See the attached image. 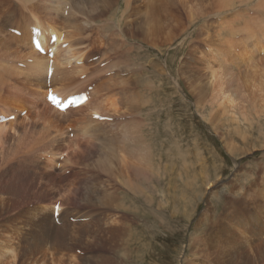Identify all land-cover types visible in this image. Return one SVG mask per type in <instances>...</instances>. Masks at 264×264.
Segmentation results:
<instances>
[{"label":"rangeland","instance_id":"obj_1","mask_svg":"<svg viewBox=\"0 0 264 264\" xmlns=\"http://www.w3.org/2000/svg\"><path fill=\"white\" fill-rule=\"evenodd\" d=\"M65 1L64 10L58 14L61 41L55 52L51 50L50 58L39 51H47L51 41L44 48L35 49L27 36L29 29L34 33L31 9L36 0H0V38H10L9 42L23 46L18 53L0 42V87L6 88L9 99L17 95L7 108L0 106V115L9 117L15 112V118L0 122L7 124L0 144V174L7 170L8 175L4 182L0 176V264H9L12 258L10 253L2 255L10 238L8 233L21 238L11 239V248H24L30 242L49 239L51 234L54 237L52 229L55 234H62V228H67L65 236H61L67 237L66 241L55 239L52 245L54 257L63 259L65 264H238L232 259L238 247L246 255L247 264H264V254L258 252L255 256L254 249L247 248L261 241L253 229L264 228V146L259 144L260 140L264 143V34H260L264 31V5L250 0L225 13L213 10L207 4L210 0H188L187 7L184 5L177 14L180 28L175 24L176 15L164 14L172 18L171 32L154 27L157 19L152 21L150 13L145 12L149 0H130V5L124 3L126 7L123 4L119 9L109 0L104 1L105 5L100 0ZM45 4L58 5L54 1ZM98 5H103L102 12L96 8ZM41 7L35 16L52 18L51 13L45 14L47 7ZM190 10L200 16L190 19ZM67 30L72 33L67 34ZM216 30L222 40L205 37ZM42 36L51 39L49 31ZM24 42L44 58L45 65L37 67V60L26 56ZM81 53L83 60L79 62ZM68 54L77 55L68 62ZM238 56L244 62L236 71L242 82L250 77L246 79L248 88L244 89L252 102L245 113L234 114L228 108L229 112L222 109L218 84L212 85L202 69L205 65L221 66L225 60L234 61ZM195 74L200 75L198 81L190 78ZM55 88V93L63 98L85 91L90 96L88 102L60 111L47 99L48 91ZM25 102L23 108L21 103ZM112 102L117 108L111 106ZM95 114L109 120L95 119ZM50 118L58 120L52 129L62 127V136L59 131H50L42 140V125ZM81 120H88L86 134L79 130ZM109 146L115 148L117 155V147L124 154L126 149H139L147 163L141 164L140 171H127L128 160L109 155ZM51 158L53 166L47 168ZM18 169L24 172L19 173ZM46 171L52 172L51 178ZM17 173L20 177H16ZM10 181L21 190L20 196L7 192L5 183ZM3 199L8 202L4 204ZM58 203L59 223L53 216ZM236 206L240 207L234 209ZM239 209L247 212L237 216ZM242 223L246 227L241 228ZM38 252L21 255L23 264H37L41 256Z\"/></svg>","mask_w":264,"mask_h":264},{"label":"bare ground","instance_id":"obj_2","mask_svg":"<svg viewBox=\"0 0 264 264\" xmlns=\"http://www.w3.org/2000/svg\"><path fill=\"white\" fill-rule=\"evenodd\" d=\"M25 1H27V2H31L32 0H25ZM47 1H50V2H52V1H54L55 2V4H58V5H56V6H51V5H46L45 4V2H47ZM74 1V0H73ZM81 3H82V1L83 0H79ZM104 1H107V0H100V2L101 3H103V5H105V2ZM109 1H111L114 5H117V7H118V9L119 8H122V5L125 3H127V4H129L130 3V0H109ZM123 1V2H122ZM126 1V2H125ZM202 1H205V0H202ZM248 1H250V0H210V2L209 3H207V4H209V6L213 9V10H219V11H222V12H225L226 13V11L229 9V8H231V9H233V8H235V7H238V3L239 4H241L242 2H248ZM258 1H260L261 2V4L262 5H264V3H263V1L264 0H258ZM76 2V1H75ZM147 2H148V0H147ZM178 2H180V4L182 5H180V4H178ZM1 3V2H0ZM26 3V2H25ZM67 2L65 1V0H36V3H35V5L32 7V9H31V15L33 16V19H34V30L35 29H38V30H40V35H41V37L39 38V40H40V42H41V45H42V47L44 48L45 47V44L47 43V41H49L50 42V40L46 37H44V36H42V34H44V32H45V35H46V33L49 31L50 32V37L52 36V35H55L56 36V43H53L52 45H49V48L53 51V52H55L56 50H57V45L60 43V41H61V33H60V31H59V29H58V24L60 23V19H61V17L58 15L59 14V12H60V10L62 9V10H64V5L66 4ZM187 3H188V0H149V3L146 5L145 3V5H146V7H145V12L146 13H150V15L153 17V18H151V20L153 21L154 19V21H156V19H157V21H156V25L154 26V27H158V28H161L162 30L163 29H166V28H168L169 29V31H171V32H173V25H172V18L170 17V16H167V17H165V13H168V14H170V13H172L173 15H176V16H173L174 18H175V20H176V22H175V24L180 28L181 27V21L178 19L179 17H177L178 15L177 14H179L182 10H183V8H184V5H186V7H187ZM204 3V2H203ZM7 4V3H6ZM48 4H49V2H48ZM54 4V5H55ZM92 4H93V2H92ZM124 4V5H125ZM132 4V3H131ZM1 5H2V3H1ZM33 5V4H32ZM75 5V4H74ZM96 5V4H95ZM103 5H98L96 8L97 9H99L100 11L99 12H102L103 10H102V6ZM130 5V4H129ZM243 5L244 4H242V8H243ZM251 5H253L252 3H251ZM9 6V5H8ZM40 6H42L41 7V9H43V8H46L45 9V11L47 12H45V14H46V16H47V14L48 13H51V16H52V18H50L49 16H47L48 17V19H43V17H38V15H37V17L35 16L36 15V11L37 10H39L40 9ZM66 6V5H65ZM77 6V5H76ZM90 6V5H89ZM137 6V5H136ZM135 6V7H136ZM143 6V5H142ZM204 6V5H203ZM258 6V5H257ZM5 7H6V5H5ZM10 7H12V6H10ZM73 7H75V6H73ZM79 7V6H78ZM125 7H126V5H125ZM124 7V8H125ZM245 7V6H244ZM14 8V7H13ZM54 8V9H53ZM76 8V7H75ZM129 8H130V6H129ZM240 8V7H239ZM253 8V7H252ZM256 8V7H255ZM264 8V7H263ZM8 9V8H7ZM2 10H3V8H2ZM19 11H20V9H18ZM52 10H55V11H52ZM91 10V9H90ZM105 10V9H104ZM129 10V9H128ZM128 10H126V12L128 11ZM131 10V9H130ZM132 10H135V9H132ZM241 10V9H240ZM255 10V9H254ZM257 10V9H256ZM259 10H261V9H259ZM22 11V10H21ZM92 11V10H91ZM121 11V10H120ZM124 11H125V9H124ZM124 11H123V13H124ZM137 11V10H136ZM4 12V11H3ZM10 12V11H9ZM125 12V13H126ZM144 12V11H143ZM1 13H2V11H1ZM0 13V14H1ZM8 13V12H7ZM7 13L5 14V15H7ZM19 13V12H18ZM44 14V13H43ZM127 14V13H126ZM2 15V14H1ZM60 15H61V13H60ZM101 15V14H100ZM123 15V14H122ZM164 15V16H163ZM191 18L190 19H193V18H196V17H198V16H200V15H198L197 13H195V12H193V11H191L190 10V12H189V14H188ZM31 16V17H32ZM88 16V15H87ZM8 17V16H7ZM9 17H10V15H9ZM28 17V16H27ZM90 17V16H89ZM97 17V16H96ZM30 18V17H29ZM124 18V17H123ZM259 18H262V17H260L259 16ZM2 19V18H1ZM12 19V18H11ZM17 19H19L18 17H17ZM44 20V21H43ZM88 20V19H87ZM261 20V19H260ZM121 21V20H120ZM191 21V20H190ZM64 22V21H63ZM125 22V21H124ZM66 23V22H65ZM1 24V23H0ZM191 24H193V23H191ZM2 25V24H1ZM33 25V24H32ZM67 28H68V26H67ZM71 30H73V29H71ZM217 31V30H216ZM4 32V31H3ZM33 31L32 30H30L29 29V34H27V36L29 37V40H32L33 39V36H34V33H32ZM90 32V31H89ZM219 31H217V32H212V33H209L207 36H205L206 38H212L213 39V37H219L220 39L222 38V37H220V35H219V33H218ZM32 33V34H31ZM72 32L70 31V30H67V34H71ZM86 33V32H85ZM199 33V32H198ZM201 33V32H200ZM241 33V32H240ZM248 33V32H247ZM9 34V33H8ZM260 34L261 35H263L264 34V31H262V32H260ZM1 35H2V32H1ZM11 35V34H10ZM90 35V34H89ZM214 35V36H213ZM258 35H259V33H258ZM3 36H5L4 34H3ZM7 36V35H6ZM5 36V37H6ZM77 36H78V34H77ZM233 36V35H232ZM248 36V35H247ZM9 37V36H8ZM27 37V38H28ZM75 37V36H74ZM89 37V36H88ZM7 38V37H6ZM205 38V39H206ZM47 39V40H46ZM257 39V38H256ZM255 39V40H256ZM264 39V38H263ZM9 40H10V38L8 39H4V37H1L0 38V42H4L5 44H6V47H8V49L10 48V49H15L14 51H16V52H18V53H20L21 52V48L23 47L20 43H11V42H9ZM14 40V39H13ZM67 40V39H66ZM210 40V39H209ZM222 40V39H221ZM251 41H252V39H250ZM250 40H249V42H250ZM248 41V40H247ZM256 43L258 42V41H255ZM81 43V42H80ZM242 43V42H241ZM247 43V42H246ZM13 44H15V45H13ZM55 44V45H54ZM243 44V43H242ZM245 44V43H244ZM250 44V43H249ZM2 45V44H1ZM221 45V44H220ZM51 46V47H50ZM75 46V45H74ZM92 46V45H91ZM26 47H29V48H26ZM48 47V46H47ZM4 48V47H3ZM2 48V49H3ZM49 48H47V50H49ZM85 48V47H84ZM89 48V47H88ZM216 48V47H215ZM6 49V48H5ZM7 49V50H8ZM29 49V50H28ZM90 49V48H89ZM234 49H236V47L234 48ZM262 49V48H261ZM87 50V49H86ZM232 50H233V48H232ZM190 51H191V49H190ZM15 52V53H16ZM24 52H26V56L28 55V57H33V58H35L36 60H37V63H36V65H37V67H40V66H43V65H45V63H42L43 61H45L44 60V58H42V57H40V54L38 53V52H36V50H33L31 47H30V45H29V43L28 42H24ZM48 52V51H47ZM221 52V51H220ZM79 53V52H78ZM235 53V52H234ZM48 54V53H47ZM84 54H86V52L84 53ZM202 54V53H201ZM215 54V53H214ZM228 54V53H227ZM236 54V53H235ZM19 55V54H18ZM75 55H77V54H68L66 57H65V59H66V61H68V62H70V59H73L74 58V56ZM212 55V54H211ZM238 55V54H237ZM9 56V55H8ZM16 56V55H15ZM82 53L81 54H79L78 55V60H79V62H80V60L82 59ZM85 56V55H84ZM215 56V55H214ZM14 57V56H13ZM23 57V56H22ZM21 57V58H22ZM46 57V56H45ZM218 57V56H217ZM12 58V57H11ZM24 58H25V56H24ZM201 58V57H200ZM203 58V57H202ZM246 58V57H245ZM63 59V58H62ZM211 59V58H210ZM228 59V58H227ZM83 60V59H82ZM203 60V59H202ZM209 61V60H208ZM65 62V61H64ZM83 62V61H82ZM196 62V61H195ZM205 62V61H204ZM211 62V61H210ZM209 62V63H210ZM215 62H216V59H215ZM240 62H244V60H243V58L241 57V56H238L237 57V59L235 58V60L234 61H229V59L226 61H224L223 62V65H222V63H221V66H218V65H214L213 64V66H207V65H205V67L202 69V67H200L202 70H206V72H205V74H206V77L210 80V83L212 84V85H217L218 84V88H219V91L221 92V93H219L220 94V98L221 99H223V102L220 104V105H222L223 106V108L222 109H224L225 110V112H229V110L231 111H233V113L234 112H237V111H244V110H249L247 107H248V103L249 102H252V101H248V97H247V92H245V89L244 88H248V84L246 85V79L249 77L248 76V74H246L248 77H246V79H245V81H241V79H240V77L241 76H239V74H238V72L236 71V68H238V66H239V63ZM47 63V62H46ZM63 63V62H62ZM74 63H76V61L74 62ZM218 63V62H217ZM4 64V63H3ZM13 64V63H12ZM203 64V63H202ZM242 64V63H241ZM240 64V65H241ZM9 65V64H8ZM47 65V64H46ZM76 65V64H75ZM90 65V64H89ZM201 65V64H200ZM11 66V65H10ZM13 66H16V65H13ZM190 66V65H189ZM192 66V65H191ZM190 66V67H191ZM33 67H34V65H33ZM47 67H48V65H47ZM188 67V66H187ZM187 67L185 68V71H186V69H187ZM193 67V66H192ZM194 67H195V65H194ZM250 67H252V66H250ZM4 68V67H3ZM7 68V67H6ZM5 68V69H6ZM18 68V67H17ZM21 68V67H20ZM57 68V67H56ZM162 68V67H161ZM8 69V68H7ZM54 69V68H53ZM70 69V68H69ZM68 69V70H69ZM77 69V68H76ZM115 69V68H114ZM195 69H196V67H195ZM197 69H198V67H197ZM4 70V69H3ZM11 70V69H10ZM15 69H13L12 71H14ZM16 71H18V69L16 70ZM19 71H21V70H19ZM77 71V70H76ZM190 71V70H189ZM196 71V70H195ZM22 72V71H21ZM184 72V71H183ZM12 73V72H11ZM65 73V72H64ZM82 73V72H81ZM185 73V72H184ZM192 73V72H191ZM190 73V74H191ZM33 74V73H32ZM180 74V73H179ZM186 74V73H185ZM198 74H199V72H198ZM0 75H2V74H0ZM5 75V74H4ZM14 75V74H13ZM16 75H17V73H16ZM21 75V74H20ZM26 75V74H25ZM37 75V74H36ZM187 75V74H186ZM192 75V74H191ZM203 75V74H202ZM10 76V75H9ZM12 76V75H11ZM200 76V75H199ZM198 75H194L193 77H190V78H194L196 81H198V79L200 78ZM2 77V76H1ZM7 77V76H6ZM12 77H14V76H12ZM18 77V76H17ZM24 77V76H23ZM115 77V76H114ZM181 77V76H180ZM39 78V77H38ZM51 78V77H50ZM117 78V77H116ZM250 78V77H249ZM1 79V78H0ZM4 79V78H3ZM20 79H21V77H20ZM5 80V79H4ZM0 81H2V80H0ZM39 81V80H38ZM69 81V80H68ZM109 81H111V80H109ZM7 82H8V79H7ZM60 82V81H59ZM115 82V81H114ZM244 82H245V84H244ZM2 83V82H1ZM0 83V84H1ZM4 83H6V82H4ZM42 84H43V82H41ZM117 83V82H116ZM217 83V84H216ZM8 84V83H7ZM16 84H18V83H16ZM252 84V83H251ZM250 84V85H251ZM40 85V84H39ZM59 85V84H58ZM254 85V84H253ZM257 85V84H256ZM259 85V84H258ZM8 86V85H7ZM252 86V85H251ZM260 86V85H259ZM258 86V87H259ZM3 87V86H2ZM2 87H0V98H1V103H0V106L2 105V107H5V108H7V105H8V103H11L13 100H17V98H15L14 99V97H16L17 95H15V94H13L12 96H10V97H12L11 99H9L8 98V96H7V94H6V88L5 89H3ZM262 87V86H261ZM9 88V87H8ZM197 88V87H196ZM201 89V88H200ZM203 90H204V88H202ZM215 89V88H214ZM55 90H56V88L55 89H52V91L55 93ZM68 90V89H67ZM255 90V89H254ZM217 91H218V89H217ZM263 91V90H262ZM201 92V91H200ZM251 92V91H250ZM68 94V93H67ZM201 94H202V92H201ZM200 94V95H201ZM206 94V93H205ZM11 95V94H10ZM204 95V94H203ZM203 95H202V97H203ZM262 95V94H261ZM262 97V96H261ZM263 98V97H262ZM200 99H202L201 97H200ZM210 99V98H209ZM218 99V98H217ZM20 101V100H19ZM222 101V100H221ZM262 101V100H261ZM15 102V101H14ZM49 102V101H48ZM88 102V101H87ZM199 102V101H198ZM16 103H18V101H16ZM20 103V102H19ZM34 103V102H33ZM86 103V102H85ZM106 103H107V101H106ZM22 104H26V102L25 103H21V106H23V108H24V105H22ZM105 104V103H104ZM214 104V103H213ZM15 105V104H14ZM37 105V104H36ZM15 106H17V104L15 105ZM20 105H19V107H21ZM44 106V105H43ZM49 106V105H48ZM111 106L112 107H115V108H117V105L115 104V103H111ZM214 106V105H213ZM85 107V106H84ZM87 107H88V105H87ZM219 107V106H218ZM263 107V106H262ZM15 108H17V107H15ZM22 108V107H21ZM36 108V107H35ZM46 108V107H45ZM89 108V107H88ZM227 108L229 109V110H227ZM77 109V108H76ZM15 110H17V109H15ZM30 110V109H29ZM42 110V109H41ZM57 110V109H56ZM79 110V109H78ZM77 110V111H78ZM92 110V109H91ZM9 111H10V109H9ZM37 111V110H36ZM67 111V110H66ZM101 111V110H100ZM259 111V110H258ZM264 111V110H263ZM75 112V111H74ZM79 112V111H78ZM216 112V111H215ZM239 112V113H240ZM257 112V111H256ZM13 114H10V115H15L14 113L15 112H12ZM37 113V112H36ZM43 113V112H42ZM232 113V112H231ZM244 113H245V111H244ZM5 114V113H4ZM65 114H66V112H65ZM83 114V113H82ZM235 114V113H234ZM243 114V113H242ZM59 115V114H58ZM88 115V114H87ZM236 115H238V113L236 114ZM246 115H247V113H246ZM4 116V115H3ZM38 116V115H37ZM65 116V115H64ZM242 117L244 116V114L243 115H241ZM253 116V115H252ZM42 117V116H41ZM45 117V116H44ZM223 117V116H222ZM245 118H247V116H244ZM14 118H15V116H14ZM59 118H60V116H59ZM211 118H212V116H211ZM70 119V118H69ZM223 119V118H222ZM241 119V118H240ZM252 119V118H251ZM16 120V122H17V119H15ZM42 120V119H41ZM40 120V121H41ZM247 120H248V118H247ZM250 120V119H249ZM14 121V120H13ZM47 121V120H46ZM48 121L49 122H47V123H45V125H42L43 126V128H42V135H40L41 137V139L42 138H46L47 136H48V134L50 133V131H53V129H52V125H54L53 123H55L56 121H58V120H55V119H48ZM65 122H66V120H64ZM88 121V120H87ZM87 121L86 120H81L79 123H80V125H79V130H83L82 132L83 133H87V126H88V124H87ZM231 121H235V120H231ZM244 121V120H243ZM12 122V121H11ZM28 122V121H27ZM93 122V121H92ZM39 123V122H38ZM58 123V122H57ZM249 123V122H248ZM37 124V123H36ZM78 124V123H77ZM235 124V123H234ZM7 125V124H6ZM5 124H2V125H0V144H1V142H2V138H4L3 137V134H6V133H4V132H6V130H7V126H6ZM12 125V124H11ZM21 125V124H20ZM20 125H19V127H20ZM29 125V124H28ZM27 125V126H28ZM31 125V124H30ZM29 125V126H30ZM73 125V124H72ZM101 125V124H100ZM10 126V125H9ZM8 126V127H9ZM33 126V125H32ZM65 126V125H64ZM69 126V125H68ZM218 126V125H217ZM252 126V125H251ZM14 127V126H13ZM12 127V128H13ZM26 127V126H25ZM55 127V126H54ZM58 127H59V125H58ZM67 127V126H66ZM94 127V126H93ZM240 127V126H239ZM10 128V127H9ZM56 128V127H55ZM255 128V127H254ZM10 130V129H9ZM8 130V131H9ZM29 130H31V129H29ZM61 130V131H60ZM62 127H60L59 129L57 128L56 130L54 129V131H59L60 132V135L62 136ZM262 130V129H261ZM16 131V130H15ZM32 131V130H31ZM34 131V130H33ZM33 131H32V133H33ZM36 131V130H35ZM41 131V130H40ZM40 131H39V134H40ZM53 131V132H54ZM12 132V131H11ZM19 132H21V131H19ZM24 132H26L25 130H24ZM74 132V131H73ZM80 132V131H79ZM81 132V133H82ZM248 132V131H247ZM251 132H252V130H251ZM27 133V132H26ZM26 133H24V134H26ZM30 133V132H29ZM36 133H38V132H36ZM35 133V134H36ZM64 133H66V132H64ZM261 133V132H260ZM19 135L21 134V133H18ZM18 134H16V136L18 135ZM39 134H37V135H39ZM67 134V133H66ZM129 134H131V132L129 133ZM34 135V134H33ZM101 135V134H100ZM263 135H264V133H263ZM24 136V135H23ZM26 136V135H25ZM30 136H31V134H30ZM51 136V135H50ZM67 136V135H66ZM71 136H73V135H71ZM8 137V136H7ZM11 137V136H10ZM28 138H29V135L27 136ZM38 137V136H37ZM78 137V136H77ZM239 136H237V138H238ZM259 137V136H258ZM261 137V136H260ZM12 138V137H11ZM18 138V137H17ZM20 138V137H19ZM39 137L37 138V139H40ZM62 138V137H61ZM79 138V137H78ZM88 138V137H87ZM100 138V137H99ZM25 138H23V140H24ZM30 139V138H29ZM36 139V138H35ZM65 139V138H64ZM63 139V140H64ZM73 139V138H72ZM71 139V140H72ZM83 139H84V137H83ZM91 139V138H90ZM90 139H88L87 140V142H90V143H92V141H90ZM12 140V139H11ZM20 140V139H19ZM43 140V139H42ZM41 140V141H42ZM57 140V139H56ZM71 140L69 141V142H71ZM27 141H29V140H27ZM73 141V140H72ZM262 141V143H259V141H258V143L259 144H261L260 145V147L261 146H264V143H263V140H260V142ZM9 142V141H8ZM15 142V141H14ZM24 142V141H23ZM32 142H33V140H32ZM31 142V143H32ZM40 142V141H39ZM64 142V141H63ZM74 142V141H73ZM85 142V141H84ZM83 142V143H84ZM101 142V141H100ZM5 143H7V142H5ZM16 143V142H15ZM22 143V142H21ZM28 143V142H27ZM78 143V142H77ZM79 143H81V142H79ZM102 143V142H101ZM117 143V142H116ZM256 143V142H255ZM14 144V143H13ZM17 144V143H16ZM16 144H14V145H16ZM20 144V143H19ZM25 144V143H24ZM34 144H35V141H34ZM51 144V143H50ZM57 144H58V142H57ZM56 144V145H57ZM73 144V143H72ZM75 144V143H74ZM111 144H113V142H111ZM9 145V144H8ZM13 145V146H14ZM28 145V144H27ZM31 144H29V146H30ZM37 145V144H36ZM52 145H53V143H52ZM71 145V144H70ZM81 145V144H80ZM92 145H94V146H97V144L96 143H92ZM104 145L106 146V144L104 143ZM119 145V144H118ZM4 146V145H3ZM22 146V145H21ZM32 146H34V145H32ZM76 146V145H75ZM126 146V145H125ZM257 146V145H256ZM18 147V146H17ZM46 147V146H45ZM49 147H51V145L49 146ZM53 147V146H52ZM59 147V146H58ZM68 147H69V144H68ZM104 147V146H103ZM2 148V147H1ZM6 148V147H5ZM24 148H25V146H24ZM34 149H35V147H33ZM48 148V147H47ZM77 148H79V147H77ZM239 148V147H238ZM23 149V148H22ZM33 149V150H34ZM49 149V148H48ZM51 149V148H50ZM49 149V150H50ZM237 149V148H236ZM15 150V149H14ZM52 150V149H51ZM54 150V149H53ZM78 150H83L82 148L81 149H78ZM105 150V149H104ZM108 150V149H107ZM124 150H125V148H124ZM257 150V149H256ZM1 151V150H0ZM9 151V150H8ZM17 151V150H16ZM73 151V150H72ZM114 151H115V148L113 147V146H109V152H107L109 155H111V154H113V155H115L116 157H118V158H120V159H122V160H124V159H127L128 160V168H126V170L127 171H130L131 169H139V171L142 169V165L141 164H145V163H147L146 162V159H145V157L143 156V154H142V152L139 150V149H134L133 150V152H132V149H131V151H129L128 149H126V151H124L125 152V154L120 150V148L119 147H117V151H118V154L119 155H117V154H114ZM239 151H240V149H239ZM2 152V151H1ZM30 152H32V151H30ZM48 152V151H47ZM54 152H55V150H54ZM71 152V151H70ZM73 152H75V150L73 151ZM103 152H105V151H103ZM14 153V152H13ZM48 153H50V152H48ZM57 153V152H56ZM77 153V152H76ZM45 154H46V152H45ZM59 154V153H58ZM73 154V153H72ZM14 155V154H13ZM46 155H48V156H50V154H46ZM52 155V154H51ZM60 155V154H59ZM1 156V155H0ZM55 156V155H54ZM70 156V155H69ZM103 156V155H102ZM24 157H26V156H24ZM28 157V156H27ZM74 157V156H73ZM73 157H71L70 156V158H73ZM76 157V156H75ZM70 158H69V160H70ZM79 158V157H78ZM68 159V158H67ZM105 159V158H104ZM129 159H132V162L129 160ZM148 159L150 160V157H148ZM30 160H31V158H30ZM53 160H54V158H51L50 160H48L47 161V163H46V166H47V168L49 167V166H53ZM68 160V161H69ZM109 160V159H108ZM107 160V161H108ZM25 161V160H24ZM33 161V160H32ZM70 161H72V160H70ZM102 161H103V159H102ZM121 161V160H120ZM31 162V161H30ZM37 162V161H36ZM66 162H67V160H66ZM75 162V161H74ZM23 163V162H22ZM31 163H33V162H31ZM105 163V162H104ZM110 163V162H109ZM247 163V162H246ZM20 164V163H19ZM43 164V163H42ZM73 164H76V163H73ZM106 164H107V162H106ZM112 165H113V163H111ZM110 164V165H111ZM28 165V164H27ZM36 165H37V163H36ZM256 165L257 166H260V164L259 163H256ZM24 166V165H23ZM38 166V165H37ZM103 166H106V165H103ZM16 167V166H15ZM32 167V166H31ZM33 167H36V166H33ZM41 167V166H40ZM107 167V166H106ZM22 168V167H21ZM28 168V167H27ZM26 168V169H27ZM104 168V167H103ZM110 168H113V167H110ZM263 168V167H262ZM25 169V170H26ZM35 169V168H34ZM259 169H260V167H259ZM2 170H3V168H2ZM19 170V169H18ZM31 170H33V169H31ZM45 170V169H44ZM43 170V171H44ZM133 170H131V171H133ZM145 170H146V167H145ZM243 170V169H242ZM7 171V170H6ZM6 171H3L1 174H0V176H1V181L3 180V182H4V176L7 178L8 177V175H6ZM135 171V170H134ZM136 171H138V170H136ZM142 171H144V169L142 170ZM250 171V170H249ZM259 171V170H258ZM257 171V172H258ZM22 172H24V170H19V173H22ZM28 172V171H27ZM42 172V171H41ZM138 173V172H137ZM141 173V172H140ZM27 174V173H26ZM34 174V173H33ZM43 174V173H42ZM46 176L47 177H49V178H51L52 177V172L51 171H46ZM109 174V173H108ZM16 175V177H20V175L17 173V174H15ZM22 175V174H21ZM30 175V174H29ZM39 175V174H38ZM140 175V174H139ZM256 176V175H255ZM3 177V178H2ZM13 177H14V175H13ZM29 177V176H28ZM27 177V178H28ZM33 177V176H32ZM38 177V176H37ZM48 178V179H49ZM263 178H264V176H263ZM12 179V178H11ZM21 179H23L24 180V178H21ZM40 179V178H39ZM7 181H9V180H7ZM18 181V180H17ZM48 181V180H47ZM262 182V181H261ZM134 183V182H133ZM258 183V182H257ZM74 184V183H73ZM135 184V183H134ZM256 184V183H255ZM259 184H261V183H259ZM259 184H258V186L257 187H259ZM8 186V190H7V192L9 193V194H13V193H15L17 196H20L21 195V190H18V189H16V185H14V183H12L11 181L9 182V183H5V186ZM81 185V184H80ZM26 186V185H25ZM72 186V185H71ZM76 186V185H75ZM264 185H262V187H263ZM74 187V186H73ZM83 188V187H82ZM255 188V187H254ZM68 189V188H67ZM47 190V189H46ZM70 190V189H69ZM74 190V189H73ZM82 191V190H81ZM257 191V190H256ZM77 192H79V191H77ZM254 192V191H253ZM260 192L261 191H259L258 192V194H260ZM73 193V192H72ZM255 193H257V192H255ZM254 193V194H255ZM84 194V193H83ZM86 194V193H85ZM253 193H251V196H253L252 195ZM257 194V195H258ZM261 194H264V193H262L261 192ZM72 195V194H71ZM81 195V194H80ZM237 196V195H236ZM264 196V195H263ZM241 196H239L238 195V198H240ZM256 197V196H255ZM1 198V197H0ZM3 198V197H2ZM244 197H241L240 199H243ZM68 199V198H67ZM95 199V198H94ZM233 199V198H232ZM254 199H258V198H254ZM4 200V199H3ZM73 200V199H72ZM247 200V199H246ZM86 201V200H85ZM245 201V200H244ZM8 202V200H4L3 201V203L4 204H6ZM90 202V201H89ZM88 202V203H89ZM264 202V201H263ZM92 203H94L93 201H92ZM96 203H97V201H96ZM190 204V203H189ZM231 204V203H230ZM229 204V205H230ZM247 203H245V205H246ZM249 204V203H248ZM244 205V204H243ZM232 206V205H231ZM238 207H240V206H236V207H234V209H236V208H238ZM54 208V207H53ZM53 210V209H52ZM47 211V210H46ZM60 211V210H59ZM62 211V210H61ZM235 211V215H236V213H237V210H234ZM9 212V211H8ZM245 212H247L246 210H240L239 209V211H238V214H237V216H241L242 214H244ZM52 213V212H51ZM60 213V212H59ZM62 214V213H61ZM229 214H231V213H229ZM54 216V215H53ZM206 216V215H205ZM88 217V216H87ZM45 223V222H44ZM53 225V224H52ZM239 226L242 228V227H246V224H239ZM64 227V226H63ZM66 227V226H65ZM84 227V226H83ZM94 227V226H93ZM43 228V227H42ZM54 228V227H53ZM24 229V228H23ZM57 229V228H56ZM72 229V228H71ZM80 229V228H79ZM83 229V228H82ZM100 229V228H99ZM67 230V228H62V234H60V233H54L55 232V230L54 229H52V231H53V234H54V237L52 236V234H51V236H49V239H48V237H47V240H44V241H41V242H30V243H28V244H26L25 246H24V248H22L23 246H19V248H16V247H10L9 246V243H10V240L11 239H13V240H20L21 238L16 234H12V233H8V240H7V242H6V244H7V246H6V244L3 246V248H2V255H4L3 253H10V255H11V260H10V262H9V264H23V260H21V255H23L24 253V255H35L39 250V252H38V254L37 255H41L40 257L38 256V260H37V264H65V262H63V259H61V258H59V259H57L56 257H54V255H55V249L53 250V245H55V239H57V240H64V241H66V239L65 238H67V237H65V238H63V237H61L62 235L63 236H65V231ZM75 230H76V228H75ZM81 230V229H80ZM242 230V229H241ZM34 231V230H33ZM45 231V230H44ZM51 231V230H50ZM58 231V230H57ZM60 232V231H59ZM106 232V231H105ZM244 232V231H243ZM134 233V232H133ZM252 233H254V234H256V235H260V237H261V241L259 242V244H257V245H255V247H251V246H248L247 248L248 249H250V250H252V249H254V251H255V256L256 255H259L258 254V252L259 253H262V254H264V228H263V226L261 227H258L256 230L255 229H253V231H252ZM235 234V233H234ZM254 234L252 235V237L254 238L255 236H254ZM4 235V234H3ZM41 235V234H40ZM48 235V234H47ZM108 236V235H107ZM106 236V237H107ZM130 236V235H129ZM243 236V235H242ZM39 237H41V236H39ZM82 237V236H81ZM92 237V236H91ZM257 237V236H256ZM36 238V237H35ZM43 238V237H42ZM7 239V238H6ZM34 239V238H33ZM37 239V238H36ZM41 239V238H40ZM46 239V238H45ZM86 239H87V237H86ZM23 240H24V238H23ZM29 240V239H28ZM35 240V239H34ZM33 240V241H34ZM237 240V239H236ZM248 240V239H247ZM12 241V240H11ZM31 241V240H30ZM257 241V240H256ZM27 242V241H26ZM232 242V241H231ZM236 242V241H235ZM252 242V241H251ZM18 243V242H17ZM51 243V244H50ZM23 244H25V243H23ZM53 244V245H52ZM127 244V243H126ZM233 244V243H232ZM231 244V245H232ZM11 245V244H10ZM13 245V244H12ZM234 245V244H233ZM141 246V245H140ZM229 246V245H228ZM55 247H57V244H56V246ZM54 247V248H55ZM1 248V247H0ZM227 248V247H226ZM257 249V250H256ZM24 250V251H23ZM132 250V249H131ZM233 250V249H232ZM1 251V250H0ZM54 251V252H53ZM64 251V250H63ZM60 253V252H59ZM58 253V254H59ZM134 253H135V251H134ZM233 253H234V255H233V257H232V259H233V261L235 262H239L238 264H247L248 262L246 261L247 260V257H246V255H243L244 254V252L242 251V249L240 248V247H238L235 251H233ZM254 255H250V257L252 256V257H255ZM59 256V255H58ZM66 256V255H65ZM80 256V255H79ZM63 257V256H62ZM28 258H30V257H28ZM27 258V259H28ZM36 258V257H35ZM25 259H26V257H25ZM26 259V260H27ZM31 259H32V257H31ZM37 259V258H36ZM36 259H34L33 260V262H35L36 261ZM110 258H108V260H109ZM114 259V258H113ZM118 259V258H117ZM116 259V260H117ZM121 259H122V256H121ZM125 259H126V256H125ZM29 260V259H28ZM68 260V259H67ZM70 260V259H69ZM77 260V259H76ZM81 260V259H80ZM105 260V259H104ZM112 260V259H111ZM111 260H109V262L111 261ZM115 260V261H116ZM71 261H74V260H71ZM92 262H93V260H91ZM101 261V260H100ZM126 261H127V259H126ZM6 262V261H5ZM4 262V263H5ZM75 262V261H74ZM73 262V263H74ZM90 262V261H89ZM128 262V261H127ZM86 263V262H85ZM84 263V264H85ZM106 263V262H105ZM108 263V262H107ZM110 263H112V262H110ZM259 263V262H258ZM262 263V262H261ZM260 263V264H261ZM33 264V263H32ZM35 264V263H34ZM71 264V263H70ZM87 264H88V262H87ZM89 264H91V263H89ZM251 264V263H250Z\"/></svg>","mask_w":264,"mask_h":264}]
</instances>
